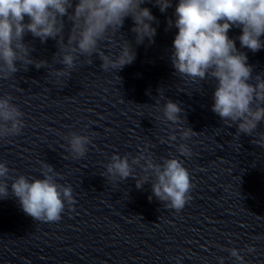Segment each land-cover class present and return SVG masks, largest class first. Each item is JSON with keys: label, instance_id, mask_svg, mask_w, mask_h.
<instances>
[{"label": "clouds", "instance_id": "9594fccd", "mask_svg": "<svg viewBox=\"0 0 264 264\" xmlns=\"http://www.w3.org/2000/svg\"><path fill=\"white\" fill-rule=\"evenodd\" d=\"M146 2L154 3L161 13L172 7V0H0V80L12 78L21 70L20 65H26V71L29 65L37 69L46 67L48 61L32 57L34 48L24 41L27 34L39 38L41 43L50 38L56 40L61 53L59 64L63 67L54 68L49 74L58 83L64 77H71V70L77 67L80 57L90 58L93 54L102 61L103 71L115 70L117 74L136 59L131 42L125 40L120 44L116 55L103 51L100 44L111 41L115 46L112 37L120 32L129 17L133 21L131 31L135 34V43L142 44L145 39L154 43L157 29L153 22L158 24V20L148 7H142ZM174 16L175 20L168 19L167 24L168 28L178 29L170 54L175 75L186 83L201 82V89L204 82L212 81L211 111L228 127L236 126L234 136H253L264 122V73L254 74V66L248 63V55L241 49L253 53L264 49L261 39L264 36V0H178ZM66 21L71 26L65 42ZM233 27L241 29L237 37L239 49L235 39L228 36ZM117 78L120 80L118 75ZM157 91L165 103L162 117L156 118L169 122L174 128L168 140H161V143L177 141L176 130L181 141L197 134L185 126L187 118L181 103L164 97L162 88ZM12 100L10 94L0 96V140L20 135L25 126L24 113ZM158 104L159 99L155 102ZM64 139L68 141L66 150L73 159L83 158L92 143L88 135L77 132H70ZM252 142L264 148V132ZM176 147L181 156L191 157L187 143L181 142ZM134 166L143 171L139 179ZM105 169L104 177L113 182L132 177L137 189L150 183L152 196L177 213L192 199L190 193L194 185L190 173L177 157L163 158L162 163H157L145 147L131 159L129 154L114 153ZM14 171L6 161H0V199L16 198L22 211L34 221L58 222L66 205L69 209L74 206L72 186L57 182L56 177L61 174L52 165L43 163L42 178L13 176ZM223 250L237 264H245L242 252L255 251L251 246ZM217 259L219 264H225L224 257Z\"/></svg>", "mask_w": 264, "mask_h": 264}]
</instances>
